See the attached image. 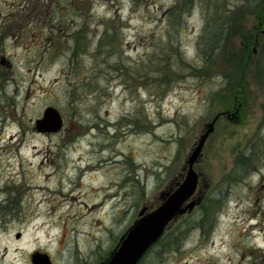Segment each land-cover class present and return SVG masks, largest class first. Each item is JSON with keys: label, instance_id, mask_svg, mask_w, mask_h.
Returning a JSON list of instances; mask_svg holds the SVG:
<instances>
[{"label": "rangeland", "instance_id": "374dc122", "mask_svg": "<svg viewBox=\"0 0 264 264\" xmlns=\"http://www.w3.org/2000/svg\"><path fill=\"white\" fill-rule=\"evenodd\" d=\"M47 107L54 134L34 128ZM214 119L193 166L202 204L139 264H252L244 245H263L243 235L264 216V0H0V264L103 262Z\"/></svg>", "mask_w": 264, "mask_h": 264}, {"label": "water", "instance_id": "95a60500", "mask_svg": "<svg viewBox=\"0 0 264 264\" xmlns=\"http://www.w3.org/2000/svg\"><path fill=\"white\" fill-rule=\"evenodd\" d=\"M215 121L216 119L207 125L188 155L187 172L183 181L177 184L175 190L162 193V203L156 209L147 212V208H143L138 213V218L121 235L107 258L100 264H139L147 252L161 240L168 225L179 216L193 210L195 201L191 198L198 182L193 166L200 157L209 134L213 131ZM34 125L38 133L54 134L61 130L63 119L58 110L47 107L42 113V118L37 119ZM16 238H19V235H16ZM30 263L52 264L49 256L40 252H34L30 256Z\"/></svg>", "mask_w": 264, "mask_h": 264}, {"label": "flooded vegetation", "instance_id": "af4514ba", "mask_svg": "<svg viewBox=\"0 0 264 264\" xmlns=\"http://www.w3.org/2000/svg\"><path fill=\"white\" fill-rule=\"evenodd\" d=\"M49 14H50V5L48 6V9L45 10V13H44L45 19L49 18ZM239 106H240L239 104H235V106H233L231 109L226 110L222 112L221 114H219V117H225L230 121L235 120L239 114V109H240ZM252 152H253V149L242 150L240 154L238 155V158L235 161L233 170L235 171V169L237 168V170H239L242 175L245 174V177L248 176L249 174L258 172V170L256 169V165H253L254 164L253 161H256L257 159L253 160V157L255 155H253ZM198 182H199V177H198ZM206 187L207 185H204V184L201 185L197 183L194 196H193V200L195 201V207H198L200 206V204H202L204 197H205ZM260 190L261 188H259L258 191ZM260 195L261 194L258 193V195L255 196L256 202L259 201ZM248 222H250V225L247 229L246 234H244L243 236L248 237V239H255V237L259 235L262 239L261 241L263 242V245L259 246L258 244H255V242H253L252 244H247L246 242L243 248L244 252L241 256H242V259H245L248 254L250 256L249 258H251V263L256 264L257 260L253 256V254L255 252H260L261 254L264 255V216L261 214L250 215L248 216ZM253 232H256L258 234L255 235ZM258 263L263 264L264 257H261V260H259Z\"/></svg>", "mask_w": 264, "mask_h": 264}, {"label": "trees", "instance_id": "16d2710c", "mask_svg": "<svg viewBox=\"0 0 264 264\" xmlns=\"http://www.w3.org/2000/svg\"><path fill=\"white\" fill-rule=\"evenodd\" d=\"M208 30L209 29L206 30V27H205V29H204V35L202 37V41H203L202 42V46L205 47L206 49H208L209 50V53H213L214 51H216L218 49L220 42H219L218 37H216V35L214 36V38L213 37H208V35H209Z\"/></svg>", "mask_w": 264, "mask_h": 264}, {"label": "bare ground", "instance_id": "6f19581e", "mask_svg": "<svg viewBox=\"0 0 264 264\" xmlns=\"http://www.w3.org/2000/svg\"><path fill=\"white\" fill-rule=\"evenodd\" d=\"M36 154H38V152H36ZM97 191H99V190H97Z\"/></svg>", "mask_w": 264, "mask_h": 264}]
</instances>
